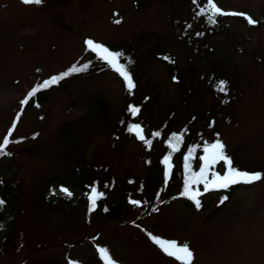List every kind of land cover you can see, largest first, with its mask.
<instances>
[{
	"label": "rangeland",
	"instance_id": "1",
	"mask_svg": "<svg viewBox=\"0 0 264 264\" xmlns=\"http://www.w3.org/2000/svg\"><path fill=\"white\" fill-rule=\"evenodd\" d=\"M214 2L225 12L244 15L218 16L212 32L201 38L202 46H210L213 54L205 67L213 59L221 61L237 89L235 99L230 95V108L221 111L224 116L231 112L230 120L223 117L216 122L212 141H222L235 167L264 174V0ZM192 7L208 22L206 0H43L40 5L0 0V142L14 122L10 139L18 141L10 144V156L0 157V170L17 196L14 226H0V264H100L94 259L100 248L109 251L115 264H179L149 237L188 244L193 264H264V181L235 190L220 210L219 196L212 192L199 214L183 205L180 186L170 191L163 183L155 207L138 206L109 221L95 210L86 215L90 201L80 198L81 192L69 180V157L71 164L76 160L93 169L110 164L109 174L121 184L125 178L147 179L151 174L147 159L160 155V149L151 152L134 132L130 138L118 133L111 145L109 136L122 109L135 103L127 104L126 87L115 74L94 72L85 41L101 45L122 41L138 50L137 57L160 45L176 60L177 68L185 69L190 50L173 32L184 20L190 26ZM245 16L256 23L249 25ZM178 29L184 33L182 26ZM75 63L89 67L44 89L49 91L44 105L21 111V101L34 86ZM142 70L140 86L154 95L150 100L154 119L176 111L180 126L195 112L191 124L195 131L206 129L205 113L211 118L219 113L216 98L193 79L184 80L185 88L193 89L184 103L179 85L161 64L149 60ZM98 103L105 106L108 128L90 114ZM77 120L86 124L75 129L76 146L66 143L62 133ZM134 124L141 125L144 137L148 135L146 123L135 115ZM52 179L57 181L51 183ZM59 180L68 182L57 185ZM59 193L65 197L55 204ZM114 193L118 194L115 190L111 197ZM8 236L9 251L4 253L1 242Z\"/></svg>",
	"mask_w": 264,
	"mask_h": 264
},
{
	"label": "trees",
	"instance_id": "2",
	"mask_svg": "<svg viewBox=\"0 0 264 264\" xmlns=\"http://www.w3.org/2000/svg\"><path fill=\"white\" fill-rule=\"evenodd\" d=\"M195 4V6H198V4ZM203 5V3H201ZM194 6V5H193ZM192 10V11H191ZM189 12V24L190 26L187 27L184 25V21H182L179 25H176V27H181L184 29V33H181L180 29L176 28L174 29L173 36L177 38V40L181 41L183 45H185L190 51V57L187 61V65L185 69H179L177 68V62L176 60L171 57V55L168 54L165 50L160 48V45H157L155 48H151L149 53L145 56H138L137 57V51L131 47L130 44L124 43L122 41L116 42L111 45H105L109 50L113 52H119L122 54L121 63H124L130 75L133 78V81L136 85L135 88L131 90V92L128 91L126 87V100L128 103H135L136 107L140 108V112L136 114L139 119H142L146 123V129L148 130V135L145 137L146 139H151L152 144L151 146L145 145V147L148 150L157 151L160 149L159 156L157 158L152 159L151 157L147 159L146 165L150 167L151 174L148 175L147 179H144V181L136 182V180L133 178H125L123 183H117L116 178L113 174H109V167L110 164H107L104 162V164L94 166L93 168L87 167L85 164H82V162H78L75 160L73 164L70 163L71 158L69 157V167L71 169L70 172V179L71 183L74 184V189L79 190L81 192L80 198L87 199L89 195L91 194L92 187H95L98 192L103 193V197L101 199H98L96 201V206L94 210L97 212V215L101 217L107 218L109 221H114V219H119L124 212H130L135 211V209L138 208V206H135L131 204L130 200H138L140 201L139 207L141 208H148V207H155V195L158 192V189L160 188L161 184L163 185L165 181L164 172H165V166L162 163V160L165 155L171 154V159L174 164V170L172 171V178L168 182L167 185L168 188L172 189L176 188V185H178L179 191L178 193L181 196V192L183 190V181H184V161L183 156L187 153L188 148L190 146H196V152L194 154V159L192 160V170L197 171L200 163L198 157L202 155V149L203 145L207 143H213L216 141H212L215 139L213 137V132H216L215 127L216 122L223 117L225 119H229V113L228 115L224 116L221 111L226 108H230L231 104V98L235 99V96L237 94V89L234 86L233 83H231L230 79L227 77V67L223 65L221 61H216L213 59L212 62H210L208 67H205V63L210 61V58L213 57L212 51L210 46H202L201 41L203 42V38L205 37L204 34H207L208 32H212V28H214L215 24H209L205 18V16L201 15L200 17L197 16V12L195 11L194 7ZM217 19H221V17H217ZM198 21V22H197ZM201 22V24H200ZM202 38V39H201ZM201 39V40H200ZM145 40H141L140 43H144ZM131 43V42H130ZM146 43L142 44L145 45ZM141 46L138 47V49ZM92 56L89 62L93 63V70L94 72H101V73H116L114 70L111 69L110 66H108L105 62H101L96 54L94 52H91L87 50ZM169 59H165V58ZM194 58H197V62H193ZM153 61L156 64H161L165 69H167L168 74L170 77L175 79L176 83L179 85L178 88L180 89V99L182 102L187 98L188 95H191L193 93V89L189 88L186 89L184 80L186 78H191L193 81L198 82V85L200 87H203L206 91L211 93L213 95V98H216V109H218V114L215 113V116L211 118L209 116V113H205V115L202 117L204 123H206L205 130L198 129V130H192L193 127L191 124L194 123V118L196 117V113H190L187 117V120H184V123L180 124L181 122V116L177 114L176 111H172L168 115H163L160 119H154L153 118V106L151 105L153 101H150L153 99L152 93L149 94L146 93V87L147 86H140V83L142 82V76L144 75V71L142 70V64H144L147 61ZM75 65L78 67V64L75 63ZM70 70L67 69L63 73L68 72ZM62 74V73H61ZM59 74V75H61ZM74 73L69 74L64 79L58 81L57 83H54L55 85H59L61 82H64L65 80H70L72 78V75ZM117 74V73H116ZM58 75V76H59ZM224 81L227 84V91L226 93L219 91V82ZM53 84V85H54ZM52 85V86H53ZM52 86L46 88L45 90L50 89ZM61 86V85H60ZM149 86V85H148ZM44 89H42L40 92H38L33 98L30 99L28 104L23 105L24 108L27 109H34V107H39L44 105L46 102H48V96L46 95V92H42ZM129 101V102H128ZM150 101V102H149ZM186 103V101H184ZM149 104V105H148ZM151 105V106H150ZM233 111V110H232ZM221 113V114H220ZM90 114L96 119L100 120V125L104 128H108V115L105 111V106L101 103H98V106L96 109H93ZM133 116L132 113L129 110V106H125L124 109H122L120 113V117L115 123V126L112 129L111 136H109V140L111 142V145L114 146V142L116 139L119 138L117 135L118 133L122 132L125 137L130 138L131 134L128 131L129 125H133ZM186 119V118H185ZM230 120V119H229ZM86 120H77L71 126L66 125L65 129L62 133L63 138L65 139L66 143L76 145L77 146V137L75 136L74 132L76 127L78 125L84 126L86 124ZM159 133V136H154V133ZM173 134H182V143L179 145L180 151L176 153H171V150L167 146V141L170 137L173 136ZM220 141V140H219ZM222 142V141H221ZM200 144V145H199ZM75 159V158H72ZM77 159V158H76ZM66 161L68 159L66 158ZM199 163V165H198ZM108 165V167H107ZM219 167H215L214 170L220 172ZM240 169V168H239ZM211 171V170H210ZM8 178H5L3 176L2 170H0V201H3V206H0V226H14V221L17 215L16 209L13 207V205H16V198L14 187L12 185H9L7 183ZM209 179H211V176L209 175ZM53 180L57 181V179H52L51 183L54 182ZM61 181V180H59ZM57 182L56 184H64L66 185L68 181H61ZM70 182V181H69ZM165 184V183H164ZM240 187L235 188L234 190L229 191H216L213 192L214 194H217L218 197V206L216 209L220 210V208L224 207L227 203H229L231 196L234 194L235 190H238ZM199 189L203 191V185H200ZM117 191L118 194L114 193V195L111 197L113 191ZM171 193V192H170ZM212 192L205 193L200 196V200L202 203V207L197 209L193 202L188 200L187 198L183 197V205L186 206L187 210L197 212H203L205 209V200L208 198ZM209 194V195H208ZM18 195V194H16ZM228 196L229 198L225 200L223 203L220 202L221 197ZM207 196V197H206ZM45 199L47 197L44 195ZM65 196H62L60 193L57 196V200L55 201L57 204V201H60L64 199ZM206 197V198H205ZM172 199H175V196H171ZM12 201V204L8 203V201ZM87 202H85L86 204ZM155 204V205H154ZM88 205V204H87ZM55 206V205H53ZM86 211V215L90 216V205H88V208ZM11 226V227H12ZM148 235V234H147ZM149 240H153L151 237H149ZM11 242V239L6 237L2 242V251L6 253V251H9L8 247ZM155 245V243H154ZM94 259L98 261L97 256L95 255ZM70 264L69 262H67Z\"/></svg>",
	"mask_w": 264,
	"mask_h": 264
},
{
	"label": "snow or ice",
	"instance_id": "3",
	"mask_svg": "<svg viewBox=\"0 0 264 264\" xmlns=\"http://www.w3.org/2000/svg\"><path fill=\"white\" fill-rule=\"evenodd\" d=\"M195 2V0H194ZM24 4H36L40 5L43 3V0H22ZM206 7L210 10V14L207 16L208 22L211 24L217 23L218 16H241L244 14L236 12H225L221 10L214 0H206ZM201 12H204V8L200 9ZM247 23L253 25L256 23L252 18L245 16ZM119 23L117 19L115 21ZM86 50L96 53L97 58L101 62H105L108 66L111 67L124 81L129 92L136 87L132 76L130 75L127 66L124 63H121L122 54L119 52H113L107 47L95 43L92 40L85 41ZM169 59V58H165ZM89 65L84 64L81 67L73 65V67L65 73H62L59 76H54L50 80L44 81L43 84L34 86L30 92L27 94V97L21 101L22 105L28 104L30 99L33 98L38 92L42 89L50 87L52 84L57 83L58 81L64 79L71 73L83 72L88 69ZM219 91L226 93L227 84L224 81L219 82ZM129 110L132 115H136L140 112V108L136 106H129ZM19 116L17 117V120ZM16 127L14 122L12 127L9 129L8 134L3 138V141L0 142V157L10 156L12 153L8 150L10 144L17 143L18 141L10 139L13 135V130ZM128 131L134 132L137 139L141 140L145 145L151 146L152 140L146 139L142 134V128L140 124L129 125ZM154 136H159L160 134L154 133ZM182 143V134H173L172 137L167 141V146L171 150V153H176L180 151L179 145ZM203 155L199 156L198 159L202 162L199 166V171L192 170V160L195 158L194 154L196 152V146H190L187 153L183 156L184 161V181H183V190L181 196L192 201L194 206L199 209L202 207L200 196L216 191H229L234 190L237 187H246L252 186L258 182L264 181V174L260 172H248L246 170H241L234 166L232 159L226 154V146L219 140L213 143H205L203 145ZM162 163L165 166V185L168 184L170 175L172 174V164H171V154L165 155ZM217 164H222L224 167L223 174L219 171L214 170ZM211 170V171H210ZM209 175L211 179H209ZM195 185H203V191L194 188ZM61 192L65 193L68 197H71V193L65 189L61 188ZM103 197V193L97 191L95 187H92L91 194L88 199L90 201V211L94 210L96 206V201ZM228 196H223L220 199V202L223 203L227 200ZM131 204L135 206L140 205L138 200H130ZM3 201H0V206H3ZM156 209H153L155 211ZM153 242L163 251L165 255L170 258H174L179 264H193L194 253L191 251L188 244L178 245L174 241H165L155 237H152ZM100 255L104 259V264H115L114 260L111 258L109 251L104 248H100ZM70 264L73 262L70 261Z\"/></svg>",
	"mask_w": 264,
	"mask_h": 264
}]
</instances>
